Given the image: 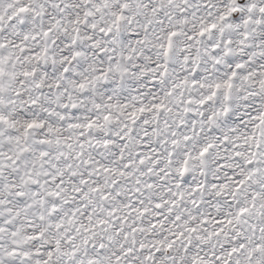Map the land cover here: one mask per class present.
<instances>
[{
	"label": "snow or ice",
	"instance_id": "obj_1",
	"mask_svg": "<svg viewBox=\"0 0 264 264\" xmlns=\"http://www.w3.org/2000/svg\"><path fill=\"white\" fill-rule=\"evenodd\" d=\"M0 264H264V0H0Z\"/></svg>",
	"mask_w": 264,
	"mask_h": 264
}]
</instances>
